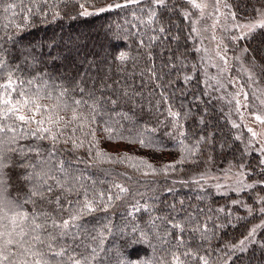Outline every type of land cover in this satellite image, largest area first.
I'll list each match as a JSON object with an SVG mask.
<instances>
[{"label": "snow or ice", "instance_id": "1", "mask_svg": "<svg viewBox=\"0 0 264 264\" xmlns=\"http://www.w3.org/2000/svg\"><path fill=\"white\" fill-rule=\"evenodd\" d=\"M75 2L80 9L78 15L82 17L147 4L148 8L139 9L145 13V17L137 16L135 11L132 15L140 24L151 26L157 18L156 8L165 7L167 0H112L99 8L96 7V0ZM186 2L199 12L196 20H192L191 12L185 13V19L192 22L191 32L199 36L200 29L196 25L200 19L205 18V9L209 4L207 0ZM221 5L226 12L221 11ZM0 6L4 12H11L13 16L22 15L24 23L37 15H52L53 19L60 16L57 0H27V3L19 0V5L15 2L3 4V0H0ZM18 7L21 12L16 11ZM212 7L214 12L208 13L214 18L211 27L215 29L219 26L224 31L235 29L238 35L230 37L234 41L250 40L258 31L264 30V6H253L255 17L252 19H238L226 0H213ZM90 8L92 11H89ZM222 19L224 23H221ZM16 27L21 25L17 24ZM204 30L207 31V28ZM158 31L163 33L165 29L161 26ZM7 39L0 37V43ZM149 39L155 41L158 37L152 36ZM212 39L217 38L213 35ZM139 44L145 46V41L141 39ZM241 51L248 53L247 47ZM0 53H3L0 55V264H232L240 254L249 250L250 245H264V240L257 239L258 233L264 231V220L254 225L236 243L222 242L219 248H214L211 239L218 236L219 229L231 225V209H228L225 216L227 225L216 223L219 217L212 215L202 218V209L195 215L185 211L182 218L176 217L174 204L168 206V216H160L155 214L156 205L146 199V192L133 191L130 186L113 180L108 173H105L108 181L103 187H97L101 182L86 174L87 167L102 164L126 165L142 176L159 172L167 174L169 170L175 171L176 165L184 163L189 156H196L205 138L199 137L185 143L188 134L180 123L182 113L174 110L166 92L160 91L158 99L149 94L141 102L139 98L143 94L139 88L123 80H112L111 83L105 80L99 86L94 83L90 87H82L84 82L79 81L71 88L55 81L49 83L43 76L40 77V83H37V77L23 80L17 75L20 66L15 65V61L6 60L8 52L2 46ZM148 56L151 58L150 52ZM215 56L223 62V66H212L218 68L220 77H224L230 65L227 52L222 50V41L216 45ZM130 59L126 52H120L117 57L121 65ZM235 59L241 60V57ZM250 63H255L254 58ZM240 70L248 77L247 88L252 91L250 93L245 89V84L240 82L241 77H229L227 83L233 86L234 91L229 94L227 103L234 104L233 110L241 122L247 113L255 123L264 125V114H261L264 110V99L261 98L264 96V88L254 87L257 74L246 67L243 61ZM145 72L149 77L148 83L159 79L154 68L148 67ZM188 79L191 77H185V80ZM212 79L216 80V91L226 87L220 78ZM207 86L213 87L211 83ZM140 87H143V83ZM162 87L156 84V89ZM161 105H167V117L172 118L170 123L174 132L167 134L179 145V160L157 168L144 158L128 153L112 155L99 147L101 141L97 137V130L108 140H127L129 143H139L141 147L153 146L147 134L155 129L137 123H133L131 128L125 127L124 122L132 123V117L117 109L128 107L132 111L134 107H139L143 112L155 108L160 113ZM232 127L239 130L241 123L233 121ZM244 128L250 134L245 143V152L259 154L258 170L264 174V140L261 139L264 132H258L246 124ZM236 139L241 140V136H236ZM80 149L85 150L87 161L77 157L74 162L61 155L65 151L75 153ZM80 163L85 164V170L74 167V164ZM223 171L224 180L231 181V184H217V187H229L234 192H243L254 189L257 183L264 184V181L246 182V177L252 174L246 162L233 164ZM119 175L131 179L127 173ZM256 199L261 205L258 208L243 204L241 200H233L232 204L247 208L249 215H264V196L257 195ZM179 203L183 210L184 202ZM118 206L130 208L129 215L143 211L148 214V219L145 228L133 225L121 249L116 250V255L112 256L110 253L113 250L107 247V236L114 227L110 214ZM218 212L223 213L225 209L220 208ZM99 213L103 214L102 220L95 224L88 222L89 217L95 218ZM157 221L167 224L171 231L165 229L161 232ZM187 232H191L193 238L198 236L202 242L197 249H193L190 242L186 243L184 234ZM149 233H152L151 238L157 239L163 248H167L164 257H149L147 249L143 255L137 252L145 242L149 243L153 252L156 251L155 246L150 244ZM132 252H137V256L133 257Z\"/></svg>", "mask_w": 264, "mask_h": 264}, {"label": "trees", "instance_id": "2", "mask_svg": "<svg viewBox=\"0 0 264 264\" xmlns=\"http://www.w3.org/2000/svg\"><path fill=\"white\" fill-rule=\"evenodd\" d=\"M12 2L19 5V0H3V4ZM111 2L112 0H96V7ZM226 2L241 18L255 17L253 6H264V0L259 2L258 0H226ZM148 7L147 4L131 5L99 15L82 17L78 15L80 9L75 0H57L59 17L53 19L52 15L47 17L37 15L24 23L22 15L13 16L11 12H4L3 7L0 6V37L8 38L0 43V46L8 52L6 60L15 61V65L20 66L17 75L23 80L37 77V83H40V77L43 76L49 80V83L55 81L70 88L79 81L84 82L81 84L82 87H90L94 83L99 86L105 80L109 83L112 80H123L139 88L143 94L139 98L141 102L149 94L158 99L160 91L166 92L174 110L182 113L180 123L188 134L185 143L195 141L199 137L205 138L196 156H189L184 163L176 165L175 171L169 170L167 174L159 172L142 176L121 164L89 166L86 174L101 182L97 187H103L108 181V175L105 174L108 173L113 180L130 186L133 191L146 192V199L156 205V215L168 216V206L174 204L177 210L174 213L176 217L182 218L185 211L195 215L202 209L204 210L202 218L212 215L219 217L216 223L227 225L225 216L228 209L232 212L231 201L236 196L217 193L213 185L205 180L204 175L208 171H216L223 163L230 167L233 164L246 162L247 167L252 170L250 178L264 181V174L258 170L259 156L257 153L245 152V143L236 139L237 129L232 127L229 107L204 81L205 65L202 63L200 51L196 50L199 49L195 40L196 34L191 32L192 22L185 19V13L191 12L194 20L197 10L192 9L186 0H167L165 7L156 8L157 18L151 26H148L140 24L132 15L135 11L137 16L145 17V13L139 9ZM16 11L21 12V8L18 7ZM89 11L92 9L90 8ZM17 24L21 27L17 28ZM161 26L165 29L163 33L158 31ZM152 36L158 39L151 41L149 38ZM141 39L145 41V46H140ZM243 43L248 49L246 57L258 54L264 63V30L258 31L250 40H244ZM149 44L151 46L147 47ZM120 52L128 53L132 59L121 65L117 60ZM149 52L151 58L148 56ZM256 64L257 68L253 67L254 72L264 83V64L262 66L255 59ZM171 65L177 67L173 68ZM148 67L154 68L159 77L152 83H148L149 77L145 72ZM109 77L111 79H108ZM185 77L191 79L185 80ZM157 83L163 87L156 89ZM166 107L167 105H161L160 113H157L155 108L143 112L139 107H134L132 111H129L128 107L117 109L132 117V123L124 122L125 127L131 128L133 123H137L140 126L147 124L155 129L154 132L147 134L153 141V146L141 147L139 143H129L127 140H108L97 130V137L101 141L99 147L112 155L128 153L144 158L157 168L179 160L181 155L178 150L179 145L167 134L174 132V129L170 123L172 118L167 117ZM125 135L128 133L125 132ZM61 155L67 156L74 162L77 157L88 160L84 149L75 153L65 151ZM208 162H211V166H206V169L202 170L204 163ZM74 167H78L81 171L85 170L84 163L74 164ZM121 173H127L131 179H125L124 176L119 175ZM255 191L263 193L264 184L257 183L249 192L243 191L240 200L247 204L246 197L249 195L247 198L252 199ZM180 201L184 202L183 210ZM253 204L254 207L258 206L255 201ZM220 208H224L225 212H218ZM243 209L246 214L236 210L237 212L232 213L230 218L231 225L218 230V236L211 239L212 247L219 248L222 242L236 243L251 229L253 221H259L258 219L263 216L259 213L249 215L248 209ZM130 212V208L118 206L110 214L111 224L114 227L107 236V247L113 250L110 253L112 256L116 255V250L121 249L123 240L127 238L134 224L138 228L146 227L147 213L141 211L129 215ZM102 219L103 214L99 213L95 218L89 217L88 222L95 224ZM208 223L212 227V222ZM157 224L161 232L165 229L171 231L162 221H157ZM184 235L186 243L190 242L193 249H197L202 243L198 236L193 238L191 232ZM149 236L150 244L155 246L156 251L153 252L149 243L145 242L137 252L143 255L147 249L149 257H164L167 248H163L157 239L151 238L152 233H149ZM257 239L264 240V231L258 233ZM137 252H132L131 255L136 257ZM213 255L215 256V253ZM232 264H264V245H250L249 250L240 254Z\"/></svg>", "mask_w": 264, "mask_h": 264}, {"label": "rangeland", "instance_id": "3", "mask_svg": "<svg viewBox=\"0 0 264 264\" xmlns=\"http://www.w3.org/2000/svg\"><path fill=\"white\" fill-rule=\"evenodd\" d=\"M199 2V0H198ZM209 7L205 9V18L200 19L199 23L196 25L199 29H200V35L197 36L196 35V43L199 49H207L208 51H200V57L203 59L202 63L203 65H205V73H204V81L206 83H211L213 85V87L211 88L212 91H216L215 88L217 87L216 85V80L212 79V78H220L222 83L226 85V87L220 88L219 91H216L218 94V97L221 99V97H224L223 100L227 106L230 109V121L233 122L235 121L236 123H241V129H237V136H241V140L246 143L250 134L246 131V128H244V125H248L250 127H252L254 130L258 131V132H264V125L255 123L253 121V119L247 114L245 113V118L243 120V122L240 121L238 114L233 110L234 108V104L230 105L227 103V99L229 98V94L232 93L234 91L233 86L227 83V79L229 77H241L240 82L245 84V89L247 91H249L251 93V89L247 88V79L248 77L246 75H244L241 70H240V65H241V61H243L244 65L246 67H249L251 69V71L254 72V68H257V64L255 65V63L252 65V63H250L253 58L254 60H258V62H260V64L263 66V62L261 61V56L256 54L253 56L248 55L246 57V54L243 53L241 50L243 48H245L243 41H234L232 39H230L231 36L233 35H238V33L236 32L235 29H232L231 31H224L221 27L217 26L215 29H213L211 26L214 22V18L212 16H209L208 13H212L214 12V8L212 7L213 5V0H207ZM221 11H227L226 9L223 8V6L221 5ZM233 11V9H232ZM199 16V12L197 10L194 20H196ZM238 19H242L241 17H238ZM249 18V17H247ZM254 17H250L249 19H252ZM221 23H224L223 19L221 20ZM207 28V31H205L204 29ZM175 29L173 30L174 33ZM215 35L216 36V40L212 39V36ZM222 41V50H225L227 52V56L229 57V65H230V70L228 71V73L224 76V77H220V73L217 67H213V64H219L221 66H223V62L219 61L218 58H216L215 56V50H216V45L218 43H220ZM240 56L241 60H236L235 57ZM209 57H211V59H209ZM259 66V65H258ZM259 86L260 88H264V83L263 81H261L258 76H257V83L256 85H254V87ZM262 99H264V96L261 97ZM242 99V97H241ZM249 99L251 100V95L249 97ZM261 114H264V110H262ZM262 140H264V137H261ZM258 154V153H257ZM259 156V154H258ZM231 157L228 158V160H230ZM215 159V157H214ZM217 162V161H215ZM206 166H211V162L209 163H204L202 170H204V168L206 169ZM227 167L224 165H220L218 167V169L216 171H208V173L206 175H204V178L207 182L211 183L213 185V187L215 188V191L219 194H224V195H232L234 194V196H236L235 198L233 197V200H240L241 198V193L242 192H234L232 191L229 187H217V184L220 185H225V184H231V181H225L224 180V171L225 169H227ZM235 171V169H234ZM206 172V170L204 171V173ZM258 179H251L250 176L246 177V182L248 183H252L257 181ZM260 180V179H259ZM252 190V189H250ZM250 190H245L246 192H249ZM257 195L259 196H264V192L263 193H257L255 191V194L253 195V198H247L246 197V202L248 205H252L253 208H258L261 205L256 202L257 199ZM255 197V198H254ZM256 199V200H255ZM232 200V201H233ZM231 201V208H232V213H235L237 211H239L240 213L246 214L245 212V207H243L242 205H238V204H232ZM255 201V203L258 205L254 207L253 202ZM244 204V202H243ZM237 206V208H236ZM242 206V207H240ZM237 210V211H236ZM264 219V215L258 219L259 221H253L252 227L254 225H257L260 223V221ZM251 227V228H252Z\"/></svg>", "mask_w": 264, "mask_h": 264}]
</instances>
